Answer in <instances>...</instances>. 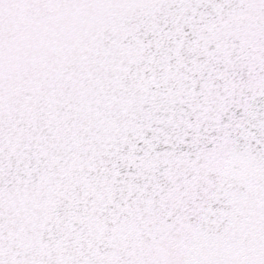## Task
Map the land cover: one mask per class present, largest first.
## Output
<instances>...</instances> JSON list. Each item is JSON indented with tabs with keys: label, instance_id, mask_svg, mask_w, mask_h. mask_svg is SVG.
<instances>
[{
	"label": "snow or ice",
	"instance_id": "1",
	"mask_svg": "<svg viewBox=\"0 0 264 264\" xmlns=\"http://www.w3.org/2000/svg\"><path fill=\"white\" fill-rule=\"evenodd\" d=\"M0 264H264V0H0Z\"/></svg>",
	"mask_w": 264,
	"mask_h": 264
}]
</instances>
